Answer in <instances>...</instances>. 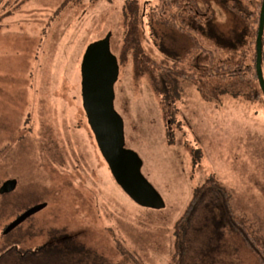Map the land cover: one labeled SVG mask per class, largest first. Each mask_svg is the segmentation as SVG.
Returning <instances> with one entry per match:
<instances>
[{"label":"rangeland","instance_id":"obj_1","mask_svg":"<svg viewBox=\"0 0 264 264\" xmlns=\"http://www.w3.org/2000/svg\"><path fill=\"white\" fill-rule=\"evenodd\" d=\"M126 1L0 0V186L8 173L17 174L22 188L37 186L38 201L49 202L15 233L4 235L17 214L0 199V245L41 250L49 236L68 227V235L108 263L172 264L175 226L196 190L212 177L230 190L236 214L264 237V102L229 93L206 100L182 77L180 96L164 113L149 76L134 73L132 52L122 58ZM137 1L145 9L139 15L144 53L171 65L189 48V37L156 22L151 10L161 0ZM213 5L218 31L236 34L230 30L234 17ZM109 34L119 62L114 106L124 122L125 146L142 159V173L163 198L162 209L132 201L114 180L89 128L75 127L84 118L83 57L89 45ZM197 39L214 46L207 36ZM47 129L63 152L60 170L81 163L76 174L90 178L91 187H76L80 181L74 175L58 176V165L40 154L38 143ZM212 211L204 205L196 214L195 248L209 250L222 239ZM203 256L195 254L193 264H204ZM214 264H220L218 258Z\"/></svg>","mask_w":264,"mask_h":264},{"label":"trees","instance_id":"obj_2","mask_svg":"<svg viewBox=\"0 0 264 264\" xmlns=\"http://www.w3.org/2000/svg\"><path fill=\"white\" fill-rule=\"evenodd\" d=\"M220 3L238 21L242 20L239 0H223ZM142 11L145 12V9L137 0L126 1L127 29L122 58L132 52L134 73L149 76L164 113L180 96L179 80L182 77L194 83L206 100L218 99L220 95L229 93L243 96L250 102H264L257 73L258 19L252 21L253 27L246 28L247 42L243 41L242 33H238L239 26L228 41L210 25L215 14L213 5L194 4L192 0H161L151 10L156 22L190 39V46L184 55L169 65L144 53L139 36V15ZM197 34L207 36L211 42L214 41V46H204L198 41ZM250 45H254V50L249 49ZM246 47L248 49L244 50ZM204 205L213 207L212 214L217 219L222 237L216 246H208L209 250L195 248L192 239L193 221ZM174 236L172 264H193L195 254L204 255L201 260L204 264L214 256L213 264L217 258L220 264H264V237L236 214L230 190L213 177L196 190L187 212L175 226ZM8 261L9 264H125L108 263L80 245L64 249L45 247L33 253L30 250L18 251L15 242L0 245V264Z\"/></svg>","mask_w":264,"mask_h":264},{"label":"water","instance_id":"obj_3","mask_svg":"<svg viewBox=\"0 0 264 264\" xmlns=\"http://www.w3.org/2000/svg\"><path fill=\"white\" fill-rule=\"evenodd\" d=\"M264 6L258 37L257 73L264 93L262 73V35ZM111 35L92 43L87 48L81 64V93L88 123L95 135L100 152L116 183L136 204L151 209H162L165 203L154 186L142 173L140 156L125 146L124 122L114 106L115 84L119 78V62L110 48ZM16 188V180H10L0 188V195ZM39 204L11 222L3 234L8 235L26 219L46 208Z\"/></svg>","mask_w":264,"mask_h":264},{"label":"flooded vegetation","instance_id":"obj_4","mask_svg":"<svg viewBox=\"0 0 264 264\" xmlns=\"http://www.w3.org/2000/svg\"><path fill=\"white\" fill-rule=\"evenodd\" d=\"M222 1L223 0H192V2L194 4L208 3V4H211V5H213V3H219L221 5L222 3H220V2H222ZM229 1H232V0H229ZM239 2H240V5H241V15H242V18H241L242 20L241 21H238V19L235 16L231 15L227 10H225L232 17H234V20L237 21V23H234V25L232 24V27H231L230 30L231 31L237 30L236 28H237V26H239L240 32H238V33H242L241 36L243 37V41L247 42L246 41L247 40L246 28L247 27H249V28L253 27L252 21H255V20L258 19L259 20V24H258L259 27H258V33H257V39H256V43H257L256 47H257V52H258V37H259V30H260V26H261V17H262V11H263V6H264V0H239ZM216 16H217V14L216 15L214 14V18L210 22V25H212L214 27L215 31H217L219 34H221V35L223 34V35L226 36V34H224L223 32L221 33L220 31H218V28L215 26L217 24V17ZM254 26H256V24H254ZM170 29H172V28H170ZM232 35L233 34H230V37ZM226 37H227L228 41H231V38L228 37V35ZM257 61H258V58H257ZM262 62L264 63V29H263V35H262ZM263 76H264V72H263ZM81 81H82V76H81ZM81 97H82V93H81ZM81 101H82V106H83V99L82 98H81ZM83 112H84V114H83L84 118L82 119L80 117L81 119L79 118V120L76 121V126L75 127H81L82 124H85L89 128V130L91 132V135L94 136V141H96L95 135H94L89 123H88L87 115H86V112H85L84 108H83ZM53 137H54L53 134L50 133V129H47L44 132L43 138H45V139H43V141L41 143V146H40V143H38L39 144V148L38 149H39L40 154L47 156L51 160V162H53L55 165H58V172H57L58 176L60 175L61 177L66 179L65 175H74V176H76L78 178L76 173L80 172L81 163H76L75 166H74V169L66 168V164H65L64 167H63V171L64 172H62L60 170V168L62 166L61 159H62L63 152L60 151V146L57 144V142L55 141V139ZM95 144H96V147H97L98 151L100 152V149L98 148L97 142H95ZM68 148H71V145L68 146ZM38 149H37V151L35 153H33V156L36 155V153L38 152ZM12 155H13V153H12ZM100 155L103 158L101 152H100ZM5 157H7V156H5ZM32 173H33V178H35L34 172H32ZM6 176L7 177L2 182V185L0 186V188L3 186V184L5 182L10 181V180H16V188L10 193H6V194L0 195V199H1L2 202H5L6 206L9 203L10 204L9 206H12L14 208V210L11 211V212L14 213V215L17 214L15 219L20 217L22 214L26 213L27 211H29L30 209H32L33 207H35V206H37L39 204H46L47 205L46 208L48 207L49 202H47V201H40L39 202L38 201L39 197H37V192H38L37 186L32 188V189L22 188L20 177L17 174L8 173ZM78 181H80V182H77L75 184L76 187H80V186L83 187L85 185H89L90 186V178H89V180L78 178ZM32 182L34 183V185H38L36 183V181L33 180ZM66 188L68 189V187H66ZM94 207H95L94 209L96 210V214H97L98 206L96 208V206L94 205ZM46 208H44V209H46ZM33 216H31L28 219H26L25 222H23L16 229H20L22 227V225L24 223H26ZM97 217H98V214H97ZM67 229H68V227L64 228V231H62V232L61 231L56 232L54 238H52L54 235L49 236V243H48L47 247H49L50 249H64L67 246L70 248L71 245H73V246H77V245L78 246L79 245L82 246L81 244L77 243V239L73 238L74 236L72 237V236L67 234ZM34 250L35 251H32V252L33 253H37L38 248L34 249Z\"/></svg>","mask_w":264,"mask_h":264}]
</instances>
